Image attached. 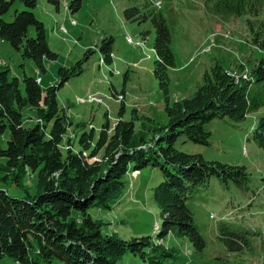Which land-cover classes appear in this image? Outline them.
I'll return each instance as SVG.
<instances>
[{
	"label": "trees",
	"instance_id": "1",
	"mask_svg": "<svg viewBox=\"0 0 264 264\" xmlns=\"http://www.w3.org/2000/svg\"><path fill=\"white\" fill-rule=\"evenodd\" d=\"M59 9V0H46ZM21 2L11 21L4 16L10 5ZM82 0L67 2L70 12L77 11ZM208 11L221 19L245 16L249 43L262 52L249 69L239 62L233 71L216 62L202 75V82L190 97L169 102L168 69L175 66L170 48L171 33L167 21L150 1L139 9L124 10L126 19L150 21L155 28L153 42L156 58L153 74L165 96L166 124L144 117L142 128L134 130L139 119L136 109L130 120H124L119 109L118 120L111 125L106 119L98 132L84 125L77 134V150L61 147L68 116L58 104L57 90L82 71L81 60L57 68L58 83L41 87L38 76L23 75L24 94L17 78H8V67L0 70V135L9 132L6 146H0V179L24 187L28 173L36 177V192L17 197L0 189V264H119L126 252L139 256L144 264H186L203 254L205 240L186 204L191 188L203 185L215 176L226 186L233 182L248 188L250 174L243 165L206 160L201 154L176 150L175 140L184 135L189 141L208 144L210 132L204 127L213 118L228 117L238 122L264 106V0H202ZM37 0H0V38L21 50V58L30 60L36 74L44 73L45 61L55 60L57 53L46 40L44 24L33 9ZM34 26L35 35L27 37ZM111 36L103 37L99 46L102 60L112 61ZM87 51H91L89 48ZM247 72L243 78L241 73ZM40 79V78H39ZM116 97L115 90L111 92ZM36 114V122L25 126L22 108ZM107 117V113H105ZM252 138L264 148V115L259 117ZM148 135V136H147ZM157 167L162 180L153 188L152 198L160 209L161 227L155 226L154 237L118 238L102 232V223L88 209H111L127 186L126 175L141 168ZM185 238L192 253L168 244L166 237ZM217 238L230 253L249 249L251 243L243 231L226 224L218 226ZM168 244V245H167Z\"/></svg>",
	"mask_w": 264,
	"mask_h": 264
},
{
	"label": "rangeland",
	"instance_id": "2",
	"mask_svg": "<svg viewBox=\"0 0 264 264\" xmlns=\"http://www.w3.org/2000/svg\"><path fill=\"white\" fill-rule=\"evenodd\" d=\"M69 1L59 0V9L55 10L46 0H37L33 9L35 18L44 24L46 43L58 54L55 60L45 61L44 73L36 74L34 63L22 59L21 50L0 38V70L8 67V78H17L22 94L25 91L24 74L38 76L41 87L45 88L58 83L57 68L81 60L82 71L61 85L56 94L59 106L65 108L69 118L60 145L64 150H77L76 137L82 129L76 127L77 123L98 132L108 119L112 128L118 120L121 105H124L121 114L124 120H130L134 115L132 109H136L139 119L134 121L135 132L142 128V121H146L144 117H150L157 124L167 123L165 96L153 74L155 28L148 20L126 19L123 13L128 7L141 9L146 1H150L167 21L171 33L170 48L175 58V66L168 69L170 103L192 96L202 82L204 72L216 62L228 71L235 70L239 62L249 69L262 55L249 43L244 15L223 20L208 11L202 0H82L75 12L68 10ZM10 6L4 16L6 21L12 20L15 10L24 9L21 2ZM34 35V26H30L27 37ZM105 36L113 38L110 63L102 60L104 55L99 50L100 40ZM127 37L131 42L125 40ZM89 48L91 51H87ZM113 90L123 92L124 97L123 94L113 96ZM91 96L102 100L97 102ZM35 114L29 107L22 108L21 122L25 126L34 125ZM262 115L264 106L249 112L238 122L228 117L213 118L203 127L210 132L208 144L189 141L184 135L175 140L176 150L198 153L206 160L243 165L250 174L247 189L231 181L224 186L215 176L207 179L205 184L191 188L186 204L205 240V248L201 256L186 264H264V148H259L251 139ZM8 135V130L0 135L2 148L6 146ZM2 161L4 159L0 157ZM125 178L127 186L111 209L93 207L88 211L101 221L103 233H114L121 239L154 237L155 226L160 229L162 217L152 195L153 188L163 178L161 171L147 166L129 172ZM23 184L30 194H35L34 174L28 173ZM24 187L0 179V189L12 196L23 197L26 194ZM212 212L216 217L211 216ZM220 224L243 231L251 247L241 252H227L217 238ZM165 240L169 245L179 246L183 253H192L185 238L168 235ZM118 261L119 264H144L131 252H126ZM47 264L63 262L54 260Z\"/></svg>",
	"mask_w": 264,
	"mask_h": 264
},
{
	"label": "built area",
	"instance_id": "3",
	"mask_svg": "<svg viewBox=\"0 0 264 264\" xmlns=\"http://www.w3.org/2000/svg\"><path fill=\"white\" fill-rule=\"evenodd\" d=\"M72 22H74V21H72ZM125 40H127L128 42H131V40H130V38L129 37H127ZM242 75V77L243 78H246L247 77V72H244V73H241ZM40 79L38 78L37 79V81H39ZM121 97V96H120ZM90 98H93L94 100H96L97 102H101V100H102V98L101 97H98V96H91ZM91 100V99H90ZM211 216L212 217H215V214H214V212H212V214H211ZM210 216V217H211Z\"/></svg>",
	"mask_w": 264,
	"mask_h": 264
},
{
	"label": "crops",
	"instance_id": "4",
	"mask_svg": "<svg viewBox=\"0 0 264 264\" xmlns=\"http://www.w3.org/2000/svg\"><path fill=\"white\" fill-rule=\"evenodd\" d=\"M40 83V82H39Z\"/></svg>",
	"mask_w": 264,
	"mask_h": 264
}]
</instances>
